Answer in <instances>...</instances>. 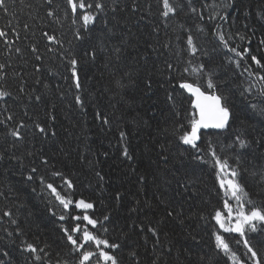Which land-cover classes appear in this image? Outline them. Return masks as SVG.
Returning a JSON list of instances; mask_svg holds the SVG:
<instances>
[{
	"label": "trees",
	"instance_id": "1",
	"mask_svg": "<svg viewBox=\"0 0 264 264\" xmlns=\"http://www.w3.org/2000/svg\"><path fill=\"white\" fill-rule=\"evenodd\" d=\"M51 2L5 0L8 11L0 9V29L20 36L17 47L21 51L8 60L0 56L5 65L0 73L11 84L5 87L22 93L15 104L8 99V106L14 118L28 124L25 142L0 137L4 157L0 162L6 166L0 170V189L13 183L21 189L14 198L0 202V261L6 252L11 257L7 264H30L31 259L36 264H78L79 255L72 256L74 262L63 260L61 253L68 254L63 249L66 235L59 230L70 231L77 224L92 229L82 219L87 214L92 219L109 216L107 235L122 246L107 250L120 264H233L216 248L214 233L222 235L242 260L247 252L243 240L248 239L264 264V226L255 232L246 229L241 237L224 232L213 219L216 210H223L226 196L216 184L218 168L210 151L222 161L227 159L230 168L237 167L239 158V183L248 199L264 208V80L260 79L264 77V0H173L179 7L168 18L161 16L162 0H115V12L113 0H104V15L87 31L81 30L82 40L75 38L81 22L69 21L68 0L66 4L64 0ZM43 32L55 35L61 43L47 44ZM189 34L198 48L194 56L187 50ZM33 45L38 49L35 53ZM92 48L97 49L96 58H84L87 62L81 66L82 87L78 90L67 72V53L82 57ZM233 48L249 52L241 57ZM42 57H46L43 65ZM189 60L193 65L203 63L213 74L216 88L207 89L201 78L202 90L228 97L234 113L225 130L202 134L197 144L200 151L183 146L173 135L176 124L187 125L195 111L191 99L179 88H175V104L167 99V92L174 89L166 83V65L171 63L173 75L179 77ZM148 78L150 89L146 87ZM185 78L194 79L186 74ZM77 94L83 101L81 107L74 100ZM36 96L41 99L37 101ZM97 112L107 116L110 124L104 125ZM36 123L48 131L38 133ZM121 130L128 133L123 143L119 142ZM237 135L252 143L240 148L234 143ZM125 143L131 160L122 155ZM41 154L76 185L70 189L58 182L53 185L61 195L71 197L73 204L67 210L55 194L44 190L53 200L47 207L30 193L21 177L20 169L38 162ZM117 192L119 200L115 199ZM80 199L94 207L86 211L76 208L75 201ZM245 207L249 210L251 205ZM4 211L12 215L5 218ZM62 215L64 220L59 218ZM150 227L156 229L155 234ZM25 243L43 247L44 252L38 253L40 261L34 259L36 254L23 252Z\"/></svg>",
	"mask_w": 264,
	"mask_h": 264
},
{
	"label": "snow or ice",
	"instance_id": "2",
	"mask_svg": "<svg viewBox=\"0 0 264 264\" xmlns=\"http://www.w3.org/2000/svg\"><path fill=\"white\" fill-rule=\"evenodd\" d=\"M51 0H49V3ZM68 4L71 8L72 13L79 14L78 19L82 22L80 25V30H77L75 33V38L77 40H82L85 37L81 35V30L87 31L89 25L95 23L98 18V15L105 12L107 5L105 4L104 0H68ZM179 6L173 3V0H162V12L161 16L164 18H168L170 14H175L177 12V8ZM137 5L133 4V9L135 10ZM0 9H3L5 12L8 11L5 0H0ZM118 9V4L115 3L113 0V7L112 11L115 12ZM192 12H196L195 8L191 9ZM49 16L53 15L52 12L48 13ZM210 19H215V17H210ZM220 19H226V17H220ZM77 21L74 19L73 23L75 24ZM105 25L107 21H104ZM27 28V25H25ZM219 25H217V29H219ZM219 35L220 40L224 41V36L222 33H217ZM9 33L3 29H0V38L4 39L6 45H11L12 41L8 40ZM44 37L49 42H56L61 43L57 40L55 35H50L48 33L43 34ZM244 39L243 36L240 37ZM264 43V41H261ZM187 50L191 55H195L198 51L197 45L194 42V37L189 34L186 40ZM165 47L169 45L165 44ZM225 46H227V41H225ZM101 48L103 47L101 43ZM15 51L19 53L21 49L19 47L15 48ZM32 51L35 53L38 51L35 45L32 46ZM119 52V49H116ZM232 52H235L237 56H244L248 54L249 49H244L243 53L237 52L235 48L231 49ZM96 48H92L88 51L83 53V56L74 55L71 52H68L67 55L70 57L67 60V72L69 73V77L73 82L76 89H80L81 85V78H80V70L83 63L87 61L84 59L85 57L88 60H95L96 58ZM61 55H65V53H61ZM37 60L40 59V56L36 57ZM252 61L255 62L257 65H261L260 59L256 56L251 57ZM188 66L183 68V73L177 75H173L174 67L171 63L166 65L168 71V76L166 78V83L170 86H173L172 92H167V99L172 101L175 104V88H179L181 90H186L190 93L194 99L192 100V108L195 109L193 113H191L190 118H187V125L185 124H176L173 128V135L177 137L179 141H181L185 145H191L193 148H197V141L200 139V130L214 128V129H225L229 126L230 119L234 116V113L231 111V105L229 104L228 97L224 96L223 94H216L215 91H212L209 94L207 91L202 90V85L200 83L201 78H205V84L207 89L214 90L216 88V84L213 81V74L207 70L206 66L201 63L198 65H193L192 62L189 60L187 62ZM5 67L4 64H0V69ZM185 74L188 77H194L193 80H189L185 78ZM3 78V74L0 73V79ZM260 79L264 80V77H260ZM176 81L177 83L173 85V82ZM119 81L117 84L119 85ZM146 87L149 89L151 88V79L148 78L146 81ZM23 89L21 88V91ZM167 91V90H166ZM9 93L6 91H0V97L8 96ZM35 99L39 101L41 99L40 96H36ZM75 101L77 104H82L83 101L79 95L75 96ZM175 115L177 117L180 116V112L177 110ZM97 116L102 120L104 125H109L110 120L107 116L102 115L101 113L97 112ZM8 120H12V116L7 118ZM52 119L54 120L55 117L53 116ZM24 122L20 121L19 124L15 127L10 129V134L19 139H22L21 129L24 128ZM35 127L39 130L41 134L46 133L48 129L45 126H42L40 123H36ZM186 127L190 128V131L184 130ZM182 134H179L181 133ZM55 135V133H52ZM128 133L121 130L119 131V142L123 143L127 140ZM234 143H238L240 148L248 147L252 141L242 138L240 135H237L235 138ZM163 147V146H162ZM197 151H200L197 148ZM211 156L214 158V165L218 168L217 171V178L219 179L220 187L225 189L226 195H231L233 199L237 202V208L235 210V216L233 218V208L228 204L227 200L224 202V208L227 209V215L225 216L220 210H216L213 219L219 225V228L222 229L224 232H235L238 233L241 237L245 236L246 229L249 232H255L258 226H264V208L255 206L254 202L251 199H248V192L245 191L244 187L239 183V176L240 171L238 168L239 158H237V167L230 168L227 159L223 161L220 159L219 156L216 155L214 150H211ZM107 155V153H105ZM122 155L127 159L131 160L132 156L129 153V148L125 143L122 148ZM3 154L0 153V159H3ZM15 159V157H13ZM199 159H203V157H198ZM166 159V157H165ZM45 164L47 160L43 161ZM38 170L36 168H32L31 172L36 173ZM53 176L62 177L64 180L65 185L67 188H72L73 184L71 180H68L66 177H63V174L60 172H53ZM225 178H221V176ZM97 176H100V173H97ZM227 177H231L230 179H226ZM33 177L29 175L28 179L31 180ZM38 179L42 184L45 183V178L43 176H39ZM103 179V177H101ZM143 179V177H141ZM46 187L51 190L52 193L55 194L56 199L59 201L60 205H62L63 209H69L70 205L73 204L71 197H65L57 191L56 187L53 186L52 183H47ZM120 193L117 192L115 194V199H120ZM245 204L251 205L249 210L245 209ZM75 207L78 209L88 210L92 209L94 205L92 203L86 202L84 199H80L75 201ZM173 213L170 211L168 213L171 216ZM5 216H11L12 213L6 211L4 213ZM61 220H64L65 217L62 215L59 217ZM75 220L81 219V217H73ZM83 220L87 221L89 225L93 228L97 226L98 223L102 225V221H98L96 219H92L87 214L82 217ZM234 219V222H233ZM109 216L105 215L103 217V221H108ZM13 224L16 223L15 220L12 221ZM153 234L156 233L155 228H149ZM19 232L20 230L17 229ZM107 231V229H104ZM63 232L66 235L67 241L73 248V251L79 254L78 264H92L93 257H98L96 260V264H120V261L117 259L115 255H112L109 251H105L104 248L100 247L101 245L105 246L109 249H118L121 245L117 243H109L107 239H100L96 236L93 232L89 231L87 227L83 229L79 224L75 227L71 228L69 231L68 228H63ZM82 233V235L74 237V234ZM11 235V233H9ZM215 235V246L217 249L223 251V253L228 256V258L233 261V264H248V261H251V264H261V259L258 258L257 251L253 249L250 245L248 239L243 240V245L247 249L245 253L246 260H242L237 253L232 250L230 244L225 240V238L220 235L219 233H214ZM94 243L97 251H89L86 250V245L89 243ZM239 243V242H238ZM23 250L36 254L34 259L36 261H40L42 259L41 255L38 253L44 252L43 248L38 249L33 243H25L23 244ZM5 256L8 254L5 252ZM132 256H135V252L131 253ZM0 264H4L3 261H0ZM59 264V262H57ZM67 264V262H65Z\"/></svg>",
	"mask_w": 264,
	"mask_h": 264
},
{
	"label": "bare ground",
	"instance_id": "3",
	"mask_svg": "<svg viewBox=\"0 0 264 264\" xmlns=\"http://www.w3.org/2000/svg\"><path fill=\"white\" fill-rule=\"evenodd\" d=\"M64 2H65V0H64ZM65 4H66V2H65ZM49 5H51L53 7L55 6L54 4H49ZM66 5H67L66 7H67L68 16H69V21L71 23H73V20L75 19L77 22H81L78 19V15L79 14H75L74 15L72 13V11H71L70 6L68 4H66ZM102 15H104V13L99 14L98 17L101 18ZM8 33H9V35H8L7 39L12 41V44L10 46L6 45L5 42H4V39H1V41H0V56H4V58L6 60H8V58L11 59V56H13L16 53L15 48H17V46H19V44H20V36L17 35L16 32H12L11 31V32H8ZM75 33H76V31H75ZM42 34H44V32ZM43 37H44V35H43ZM46 43L48 44L50 42L47 40ZM43 58H46V57H42L41 58L40 64H42V65H43ZM0 64H4V63H2L1 59H0ZM5 86H11V84H9V82L6 81L5 78L0 79V91H6V92L9 93L8 96L0 97V137H4V140L6 138V139H9L11 141L15 140L16 142L22 143V142H25L26 140H28V137L24 135L27 132L28 124L26 122H24L25 127L21 129V133H22V137H23L22 139L18 140L17 138L13 137L10 134V129L15 128L19 124L20 121L17 120L16 118H14V116L12 114L13 112H11L10 106H8L9 105L8 104V102H9L8 99H10L13 104H15L16 101H17L16 97L19 96V95L22 96V93L21 94H17V93L15 94L12 90H8ZM77 95L80 96V94H77ZM75 96L76 95H74V100H75ZM77 105H79L81 107V104H77ZM9 116H12L13 119L12 120H8L7 118ZM97 123H98V121H97ZM36 130H37L38 133H40L37 128H36ZM179 142L182 144L181 141H179ZM10 153H12V152H10ZM36 159L38 160V162H36V161L35 162H31L29 165L27 164L28 165L27 168H25V169L21 168L20 169V174H21V177L23 178V181L25 182L28 190H30V193L33 194L34 196H36L37 198H39L40 200H42L43 202H45L46 206L48 207V206L53 205V200L47 193L44 192V190L47 191L46 184L47 183H52L54 185L55 182H58L59 184L65 185L64 180H63L62 177L53 176L52 173L53 172H60V173L63 174V177H66L68 180H70V179H69V175L67 173H64L63 171H61V169L58 168L57 165H55L53 163H50L49 162V157L46 156L45 154H41ZM44 160H47L46 164L43 162ZM4 168H6V166L2 162H0V170H2ZM32 168H36L38 171L36 173H32L31 172ZM29 175H32V177H33L31 180L28 179ZM39 176H43L45 178V183H44L45 186H43V184L38 179ZM74 187H76L75 183L73 184L72 188H74ZM20 190L21 189L18 187V184H16V183L15 184L13 183L11 186L10 185L7 186L6 189H0V202L3 199L6 200V198H14L15 196H17L19 194ZM23 192H24V190H23ZM1 212H2V210H1ZM4 212H6V211H4ZM5 218H9V216H5ZM10 220H11V222L13 220L16 221V219H13V218H10ZM96 220L102 221L103 222L102 225L100 223H98L95 228L92 227V229H90L88 226H83V228L84 227H88L89 231L93 232L100 239H107L109 241V243H117L116 241H111L109 239V236L107 235V234H110L109 233V226L107 225V221H103V218H100V217H97ZM33 222H35V220H33ZM16 224L17 223H15V225ZM2 225H3V218L0 215V227ZM81 228H82V226H81ZM104 229H107V231H104ZM59 232L61 234L64 233L62 229L59 230ZM50 240H51V243L57 248L56 243H54V241L52 240L51 237H50ZM63 241H64L63 249H65V251L68 252V254L66 253V256H64V254L61 253L62 257H64L63 260L64 261H69L70 260L71 262H74L72 260L74 257H72V256H78L79 254L73 251V248L70 245V243L67 241V238L65 240L63 239ZM117 244H119V243H117ZM88 245L91 246L92 244H88ZM88 245H86V250H89V246ZM35 246L38 249L43 248V247H41V246H39L37 244ZM59 248H60V246H59ZM109 250L113 252L115 249H109ZM23 252L25 254H27V251L24 250ZM2 261L4 262V264L10 263L11 262V257L9 255L5 256L3 254ZM45 262H49V260L48 261L46 260ZM29 263L30 264H36V262L33 259L29 260ZM92 264H96V259L94 257L92 259Z\"/></svg>",
	"mask_w": 264,
	"mask_h": 264
},
{
	"label": "water",
	"instance_id": "4",
	"mask_svg": "<svg viewBox=\"0 0 264 264\" xmlns=\"http://www.w3.org/2000/svg\"><path fill=\"white\" fill-rule=\"evenodd\" d=\"M185 91H186V90H185ZM186 92H187V91H186ZM187 94L190 95V96L194 99V97H193L190 93L187 92Z\"/></svg>",
	"mask_w": 264,
	"mask_h": 264
}]
</instances>
